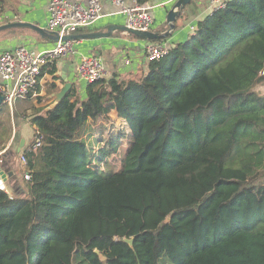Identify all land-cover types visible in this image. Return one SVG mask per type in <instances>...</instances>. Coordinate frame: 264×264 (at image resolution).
Instances as JSON below:
<instances>
[{"label":"trees","instance_id":"1","mask_svg":"<svg viewBox=\"0 0 264 264\" xmlns=\"http://www.w3.org/2000/svg\"><path fill=\"white\" fill-rule=\"evenodd\" d=\"M195 28L140 79L104 77L84 99L73 86L16 114L44 139L16 152L25 195L0 188V264H264V0H227ZM57 71L43 66L27 99L42 104L40 82ZM114 112L124 125L110 132Z\"/></svg>","mask_w":264,"mask_h":264},{"label":"crops","instance_id":"2","mask_svg":"<svg viewBox=\"0 0 264 264\" xmlns=\"http://www.w3.org/2000/svg\"><path fill=\"white\" fill-rule=\"evenodd\" d=\"M52 0H13L9 8L0 18V27L13 23H27L36 25L42 28L47 27L49 18V5ZM127 5H131V0H125ZM177 0H148L146 4L154 7L152 16L155 24L153 32L164 33L166 28V20L169 10L173 7ZM103 7V17L97 24L89 29L88 33L108 32L110 27L113 28L112 33L108 37L98 39H82L74 44L75 54L68 59L58 61V80H53L49 75H46L40 82L42 91L41 96L46 97L42 104H38L35 96L31 100H35L36 105L32 109L46 107L53 105L56 101L54 95L60 92L66 80L72 83L79 91L81 98H86L87 84L80 81L76 74V66L82 57L97 56L101 58L106 66V78L112 79L116 77L119 81L140 79L149 71L150 61L146 55V46L150 41L141 39L131 33H128L117 27H125L126 18L119 11L118 6L114 5L110 0H101ZM191 22H184L187 17V8L184 10L181 17L176 22V28L171 37L164 41L167 45L174 46L178 43L187 41L193 31L192 27H196L198 21L213 12L212 0H192ZM47 29V28H46ZM163 30L164 32H160ZM80 34V35H83ZM55 42L50 38L43 37L38 32L29 28H12L0 32V54L7 50H13L17 47L23 46L37 52H44L51 50ZM55 83L59 90L52 92L51 86ZM259 89L264 93V85ZM25 108L22 109L25 110ZM29 111V109H27ZM20 112V113H21ZM113 121L116 125H124L123 120L117 117L114 112L112 114ZM33 129H35L33 127ZM16 134L10 138L7 147H12ZM25 140L26 144L28 141ZM20 140V144L21 141ZM25 144V145H26ZM5 152V151H3ZM3 152L0 153L3 154ZM2 180H0V183ZM8 186L9 182L2 183ZM8 193V191H6Z\"/></svg>","mask_w":264,"mask_h":264},{"label":"built area","instance_id":"3","mask_svg":"<svg viewBox=\"0 0 264 264\" xmlns=\"http://www.w3.org/2000/svg\"><path fill=\"white\" fill-rule=\"evenodd\" d=\"M118 6L119 11L126 18V27L143 32L153 31L155 24L152 16L153 8L138 0H131L127 5L125 0H110ZM213 11L224 9L227 0H212ZM101 0H52L49 5L47 29L60 35V40L51 50L37 52L20 46L0 54V92L5 97V105L13 108L17 100L29 97L39 83V75L43 66L54 61L68 59L75 54L74 44L77 41L62 40L67 35H75L79 29H91L103 17ZM195 27L191 30L194 32ZM169 45L165 42H149L146 46L148 60H161L168 54ZM76 74L80 81L87 85L97 82L106 76V66L97 56L82 57L76 66ZM36 96V94H33ZM44 134L35 131L34 142L29 150L37 151L43 142ZM22 166L26 169L28 160L24 154L20 155ZM26 180H31L29 172ZM2 182V181H1ZM3 183V182H2ZM0 183V188L4 185Z\"/></svg>","mask_w":264,"mask_h":264},{"label":"rangeland","instance_id":"4","mask_svg":"<svg viewBox=\"0 0 264 264\" xmlns=\"http://www.w3.org/2000/svg\"><path fill=\"white\" fill-rule=\"evenodd\" d=\"M192 7H193L192 5H189L187 10H186L188 15L186 18L183 19L185 23L186 22L190 23L192 18H193L191 16ZM261 87L258 88L259 92H261L259 90V89H262ZM33 105H36L35 100H28V99L17 100L12 109L9 107H6L4 109L5 115L2 116V118H3L2 126H5L7 124V126L10 128L9 138L12 137L14 135V133L16 134V138H15L14 144L12 146V149H13L12 155L6 156L3 159V163H6V161L9 162L10 167H11V171H13L16 174V177L12 178L9 181L8 186L7 185L3 186L6 188V190L8 191V193L11 196L25 195V189H24L25 182L23 180V175H22V172L25 170V168L22 166L21 161H20V156H17L16 152L19 149L20 140L26 139L28 141V144L30 143L29 145H31V143L34 140L35 129H33V127L28 123L29 120L20 118L21 116L22 117L29 116V118H30V116L34 113V109H31L33 107ZM25 107H26V109L23 110V112H21L22 109ZM27 109H29V111H27ZM16 114L21 115V116H16ZM120 127H119V125H116L113 127H109L107 129L110 132H112V131H114V129H118ZM2 131L3 130L1 129L0 135L2 134ZM103 135L106 136V133H104ZM4 137L7 138V134H4ZM101 137H102V135L97 130H95L94 132H92V134L88 135V139H86V141L88 142L89 145L96 147L95 149L98 152L99 148L96 146V141H97V139H99ZM1 152H3V151H1ZM15 188H16V190H15ZM165 263H162V264H165ZM167 264H169V263H167Z\"/></svg>","mask_w":264,"mask_h":264},{"label":"water","instance_id":"5","mask_svg":"<svg viewBox=\"0 0 264 264\" xmlns=\"http://www.w3.org/2000/svg\"><path fill=\"white\" fill-rule=\"evenodd\" d=\"M230 1H235V0H230ZM191 3H192V0H177L176 1V3L173 5V7L168 12L166 23H167L169 29L164 33H156L153 31L143 32V31H139V30H132V29L127 28L126 26L125 27H117V28H120V29H122L128 33H131V34H133V35H135L141 39L147 40V41L166 40L174 32L175 27H176V21L181 16L182 11L187 6H189ZM12 28H29V29H32V30L38 32L43 37L50 38L55 43L61 39L60 35L56 32H50L46 28H42V27H39L36 25L27 24V23H13V24L1 26L0 32L3 30L12 29ZM113 28H115V27H110L109 31L105 32V33L98 32V33H88V34H83V35H67V36L63 37L62 40L79 41L82 39L104 38V37L110 36V34L113 31ZM72 87H73L72 83H70V82H68V80H66V84H65L64 88L60 92H58L54 95L56 101L51 107H54L60 101H62L68 95V93ZM77 99L80 100L81 96L80 95L77 96ZM4 105H5V97L0 92V110L4 107ZM25 144H26L25 140H22L21 144L19 146L18 152H21V150L25 146ZM14 177H16L15 173L13 171H5L2 167V163L0 162V180H2L3 183H7ZM15 190H16V188H15ZM169 221H170V218H168L165 221V224L169 223ZM126 242L129 243L131 246L133 245V240L126 239ZM100 257H101L102 261H105V258L102 255H100Z\"/></svg>","mask_w":264,"mask_h":264}]
</instances>
